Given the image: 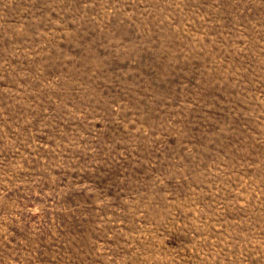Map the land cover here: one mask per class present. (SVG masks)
Masks as SVG:
<instances>
[{"label":"rangeland","instance_id":"374dc122","mask_svg":"<svg viewBox=\"0 0 264 264\" xmlns=\"http://www.w3.org/2000/svg\"><path fill=\"white\" fill-rule=\"evenodd\" d=\"M0 264H264V0H0Z\"/></svg>","mask_w":264,"mask_h":264}]
</instances>
